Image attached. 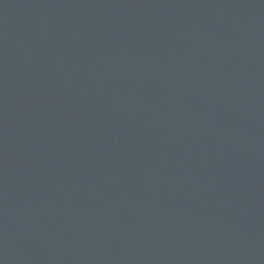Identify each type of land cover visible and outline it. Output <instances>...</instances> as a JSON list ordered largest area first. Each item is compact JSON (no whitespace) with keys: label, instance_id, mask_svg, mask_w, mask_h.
I'll return each instance as SVG.
<instances>
[{"label":"water","instance_id":"95a60500","mask_svg":"<svg viewBox=\"0 0 264 264\" xmlns=\"http://www.w3.org/2000/svg\"><path fill=\"white\" fill-rule=\"evenodd\" d=\"M0 264H264V0H0Z\"/></svg>","mask_w":264,"mask_h":264}]
</instances>
